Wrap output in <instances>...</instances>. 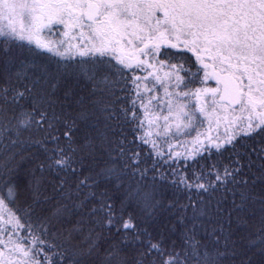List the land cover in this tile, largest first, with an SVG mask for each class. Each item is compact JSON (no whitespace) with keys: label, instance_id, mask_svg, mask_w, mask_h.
I'll list each match as a JSON object with an SVG mask.
<instances>
[{"label":"snow or ice","instance_id":"obj_1","mask_svg":"<svg viewBox=\"0 0 264 264\" xmlns=\"http://www.w3.org/2000/svg\"><path fill=\"white\" fill-rule=\"evenodd\" d=\"M0 264H264V0H0Z\"/></svg>","mask_w":264,"mask_h":264},{"label":"trees","instance_id":"obj_2","mask_svg":"<svg viewBox=\"0 0 264 264\" xmlns=\"http://www.w3.org/2000/svg\"><path fill=\"white\" fill-rule=\"evenodd\" d=\"M200 131H202V132L205 131V128H201ZM195 135H196V132H192L190 137H181L180 139H181L182 141H185V140H188V139H190V138H192V137H195ZM190 141H191V140H190ZM173 143H175V141H173Z\"/></svg>","mask_w":264,"mask_h":264},{"label":"rangeland","instance_id":"obj_3","mask_svg":"<svg viewBox=\"0 0 264 264\" xmlns=\"http://www.w3.org/2000/svg\"><path fill=\"white\" fill-rule=\"evenodd\" d=\"M192 138L188 139V140H185L186 141V144H187V147H192V143H191V140ZM178 150L179 151H184V149L182 147H178Z\"/></svg>","mask_w":264,"mask_h":264}]
</instances>
